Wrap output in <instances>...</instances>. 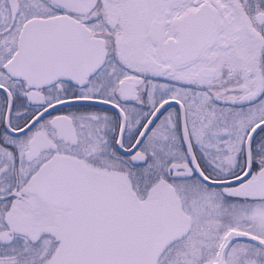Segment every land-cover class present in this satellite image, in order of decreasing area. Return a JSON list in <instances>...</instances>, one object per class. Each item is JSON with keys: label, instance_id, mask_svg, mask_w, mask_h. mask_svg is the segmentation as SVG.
<instances>
[{"label": "snow or ice", "instance_id": "1", "mask_svg": "<svg viewBox=\"0 0 264 264\" xmlns=\"http://www.w3.org/2000/svg\"><path fill=\"white\" fill-rule=\"evenodd\" d=\"M0 264H264V0H0Z\"/></svg>", "mask_w": 264, "mask_h": 264}]
</instances>
